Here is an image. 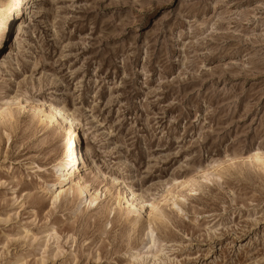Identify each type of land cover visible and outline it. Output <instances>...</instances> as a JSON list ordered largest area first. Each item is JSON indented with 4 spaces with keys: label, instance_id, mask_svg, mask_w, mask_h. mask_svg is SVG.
Segmentation results:
<instances>
[{
    "label": "rangeland",
    "instance_id": "1",
    "mask_svg": "<svg viewBox=\"0 0 264 264\" xmlns=\"http://www.w3.org/2000/svg\"><path fill=\"white\" fill-rule=\"evenodd\" d=\"M23 20L0 104L76 119L96 201L52 205L62 130L2 112L0 264H264V0H33Z\"/></svg>",
    "mask_w": 264,
    "mask_h": 264
},
{
    "label": "bare ground",
    "instance_id": "2",
    "mask_svg": "<svg viewBox=\"0 0 264 264\" xmlns=\"http://www.w3.org/2000/svg\"><path fill=\"white\" fill-rule=\"evenodd\" d=\"M32 2L33 0H4L2 2L4 10L0 14V42L6 39L10 31H12V38H14V40L17 39L18 35L22 32V29L25 26V21L23 20L24 16L28 17L30 14ZM25 96H20L23 98L14 96L2 100V103L0 104V114L2 112L10 113L13 107L20 109L24 105L28 104L33 110L34 119L45 125H55L62 130L64 144L60 151V158L52 166L53 172H56V175L58 172L59 175H57V179L54 184L45 185L44 189L46 192H54L51 196L52 205L59 202L62 197L72 196L73 194L77 197V199L87 203V205H92L96 201V195L88 192L87 183L83 181L78 174L80 167H83L84 165L87 167L91 166H89L88 163L90 154L88 148L80 150L78 153L76 152V145L80 140L76 129V119L71 114H68L62 107L47 105L46 109L43 107H41V109L38 107L39 104L37 105L35 101L32 100V97L31 99H28V96ZM254 155V161L256 163H261V156L256 153ZM87 194H90L91 199L85 200ZM143 201L144 200L141 198H135L136 203L134 204L129 203L128 201L126 204L128 207V210H126V216L129 218L130 222H133L134 225L141 219H146L148 221L147 225H149L146 237L149 242H147V244H150L153 248L155 238L154 231L152 227H150V223L155 224L156 221L158 222L161 218V214H157L158 207L154 203L148 204L147 207L149 210L147 211L145 209V202ZM156 257V255L153 256V258Z\"/></svg>",
    "mask_w": 264,
    "mask_h": 264
}]
</instances>
